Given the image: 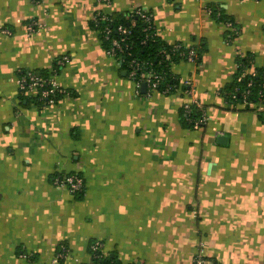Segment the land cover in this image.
Segmentation results:
<instances>
[{
  "label": "crops",
  "instance_id": "1",
  "mask_svg": "<svg viewBox=\"0 0 264 264\" xmlns=\"http://www.w3.org/2000/svg\"><path fill=\"white\" fill-rule=\"evenodd\" d=\"M138 7L164 43L202 50L171 71L194 81L206 125L184 124L181 87L138 92L107 53L94 16ZM240 56L264 67V0H0V264H87L93 240L119 264H192L200 248L264 264V108L227 102ZM20 69L70 94L28 102ZM59 172L80 173L85 194L56 187Z\"/></svg>",
  "mask_w": 264,
  "mask_h": 264
},
{
  "label": "trees",
  "instance_id": "2",
  "mask_svg": "<svg viewBox=\"0 0 264 264\" xmlns=\"http://www.w3.org/2000/svg\"><path fill=\"white\" fill-rule=\"evenodd\" d=\"M210 8L212 9L211 14H215V13L218 14V10L214 9L213 7ZM108 17L111 20V24H113L115 27L118 26L119 24L129 26L132 23V20L136 21V25L133 28L132 33L129 35L127 41V43L130 44L132 49L122 54H119V56L116 57L120 62L122 69L126 71L128 77H130L134 82L139 81L141 79L139 73L136 79H133L129 75L131 71L130 63L132 59H137L142 65V70L147 71L150 69L162 75V79L160 80L159 85L156 88V91H160L161 93H164L163 91L165 90V88L168 85H171V90L168 93H164V94H172L176 92V89L179 86L178 85L179 79L181 78L175 76L172 73L171 65L180 60H187L185 55L187 54L189 48H194L197 52L196 64L200 61L202 50L199 49L197 46L196 47L187 46L183 43H175L169 45L164 43L159 38L156 29L155 30L150 29L148 31H145L144 29L146 28L147 24L139 16H137L136 10L134 9L123 14H115V13L108 14ZM107 24L108 22L106 21L99 20L97 22L96 19L92 21V26L100 33L99 35L103 40L106 49H108L111 45L110 41L104 38V29ZM112 36L114 38L119 37V33L116 31V29L113 30ZM143 40H145V43H142ZM175 45H180V48L175 50L171 59H167L165 54H163V51H172ZM60 60L61 59L58 60V63L60 62ZM237 63H238V72L236 74L234 81L227 88V102L229 106L236 109L243 100V91L248 88H250V94L247 99L250 100V102L252 103L264 104V67L257 68L254 71H250L251 58L248 56L238 57ZM60 65L61 64L59 63L58 67ZM29 71L33 72L38 77L48 78L49 76H51L50 74L39 75L35 71L28 69H22V72L21 73L18 72V75L26 74ZM250 82H252L251 87L248 86ZM181 88L182 90L185 89L183 87ZM236 88H239V90L236 91ZM147 90L149 92V89ZM19 92L22 95V97L28 100V102L29 101L35 102L39 106L48 105V100L45 98H41L39 94L28 95L22 90H19ZM67 94H70V92L66 89L65 92H57L55 96V103H57L62 96ZM202 106L203 109H200L195 105H192L190 110L187 111L185 109V104H184L181 111L182 120L187 127L196 128L195 121L200 118L203 110H206V107L203 104ZM245 107H250V106L247 105ZM72 174L81 175L80 173H75V172H68V173L59 172L54 175L53 180L57 176L65 177ZM84 183H85V179H84ZM85 191H86V185H84L82 191L76 193V195L81 197L85 194ZM94 241L96 240L91 241L89 245V251H91L90 246ZM62 246L67 247V245H62ZM62 246H61V250H62ZM93 262L94 264H119L115 257L105 254L102 255L101 257L94 258Z\"/></svg>",
  "mask_w": 264,
  "mask_h": 264
},
{
  "label": "built area",
  "instance_id": "3",
  "mask_svg": "<svg viewBox=\"0 0 264 264\" xmlns=\"http://www.w3.org/2000/svg\"><path fill=\"white\" fill-rule=\"evenodd\" d=\"M99 3H108L110 0H97ZM137 16H139L145 23L147 24L145 31H148L150 29L155 30L156 26L154 23V17L150 10L138 7L135 8ZM207 10L209 13H212V9L210 7H207ZM96 19L98 22L106 21L108 24L105 26L104 29V38L108 41H110V47L106 49L107 53L110 56L117 57L119 54H122L128 50H131L132 47L130 44L127 43L129 35L132 33L133 28L136 25V21L132 20V23L129 26H125L123 24H119L118 26H114L111 24V20L108 17V14L104 13H97L93 20ZM38 23L36 21H31L28 26L27 30L29 34L34 33L36 31ZM228 26H232L231 21L227 22ZM119 33V37L114 38L112 36L113 30H115ZM6 34H11V30L8 28H3L2 30ZM142 43H145V40L142 41ZM174 49L172 51H163V54H165L167 59H171L173 53L175 50L180 48V45H175L173 47ZM187 60L190 62H193L196 64V58H197V52L194 48H189L187 54L185 55ZM69 56H64L60 60V64L64 65L66 62H68ZM131 71L129 75L136 79L138 76V73L141 76V79L139 81H136V89L138 92H140L142 83H146L147 89L146 94H151V91H156V88L159 85L160 80L162 79V75L158 74L157 72L153 70H142V65L137 59H132L130 63ZM18 72H22V69H20ZM18 87L19 90L24 91L28 95H37L39 94L41 98H45L48 100V105H54L55 103V96L57 92H65V89L59 86V84L56 82V77L54 75L49 76L48 78L38 77L33 72H27L26 74L18 75ZM168 85V84H167ZM178 87H183L185 89L184 93L190 97L191 100L185 103V109L187 111L190 110L192 105H195L196 107L203 109L202 103L195 98V83L190 78H184L179 79ZM249 87L252 86V82L249 83ZM182 89V88H181ZM171 90V85H168L164 93H168ZM239 88H236V91H238ZM250 94V88L243 91V100L239 104L243 105L244 107L249 105H256L259 109L264 108V104L262 103H252L250 100H248V96ZM46 106V105H45ZM209 120V116L206 112V110H203L201 113V116L199 119L195 121L196 128H199L203 125H206ZM54 185L58 188H66L70 192L76 194L80 191H82L85 183L84 178L81 175L72 174L65 177L57 176L53 180ZM90 255L91 259L88 264H94L93 259L97 257H101L104 255V243L100 240L94 241L90 246ZM70 255V250L67 247H63L62 250L58 253H56L55 256V262H59L62 260H66ZM192 264H217L214 261H211L205 254L203 248H200L196 255L193 257Z\"/></svg>",
  "mask_w": 264,
  "mask_h": 264
},
{
  "label": "water",
  "instance_id": "4",
  "mask_svg": "<svg viewBox=\"0 0 264 264\" xmlns=\"http://www.w3.org/2000/svg\"><path fill=\"white\" fill-rule=\"evenodd\" d=\"M146 90H147L146 83H142V85H141V92L145 93ZM225 139H226L225 136H219V137H218V141H219V142H222V141L225 140Z\"/></svg>",
  "mask_w": 264,
  "mask_h": 264
}]
</instances>
